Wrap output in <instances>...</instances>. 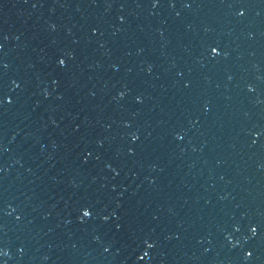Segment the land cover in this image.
Returning <instances> with one entry per match:
<instances>
[{
	"label": "water",
	"instance_id": "water-1",
	"mask_svg": "<svg viewBox=\"0 0 264 264\" xmlns=\"http://www.w3.org/2000/svg\"><path fill=\"white\" fill-rule=\"evenodd\" d=\"M0 264H264V0H0Z\"/></svg>",
	"mask_w": 264,
	"mask_h": 264
},
{
	"label": "snow or ice",
	"instance_id": "snow-or-ice-1",
	"mask_svg": "<svg viewBox=\"0 0 264 264\" xmlns=\"http://www.w3.org/2000/svg\"><path fill=\"white\" fill-rule=\"evenodd\" d=\"M88 213H85V215H87Z\"/></svg>",
	"mask_w": 264,
	"mask_h": 264
}]
</instances>
